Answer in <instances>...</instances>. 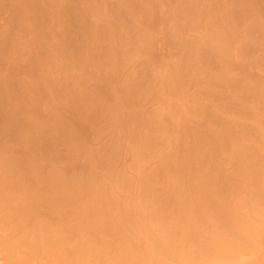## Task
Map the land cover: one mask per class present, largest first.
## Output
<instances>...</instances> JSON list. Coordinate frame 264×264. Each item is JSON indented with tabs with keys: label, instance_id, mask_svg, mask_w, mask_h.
Instances as JSON below:
<instances>
[{
	"label": "rangeland",
	"instance_id": "1",
	"mask_svg": "<svg viewBox=\"0 0 264 264\" xmlns=\"http://www.w3.org/2000/svg\"><path fill=\"white\" fill-rule=\"evenodd\" d=\"M262 96L264 0H0L4 186L173 206L166 167L217 200L264 170Z\"/></svg>",
	"mask_w": 264,
	"mask_h": 264
},
{
	"label": "bare ground",
	"instance_id": "2",
	"mask_svg": "<svg viewBox=\"0 0 264 264\" xmlns=\"http://www.w3.org/2000/svg\"><path fill=\"white\" fill-rule=\"evenodd\" d=\"M229 152L239 161L238 150ZM153 174L177 193L176 205L141 196L122 210L116 192L100 205L53 182H0V264H264V170L245 168L217 200L215 185L193 194L169 168Z\"/></svg>",
	"mask_w": 264,
	"mask_h": 264
}]
</instances>
